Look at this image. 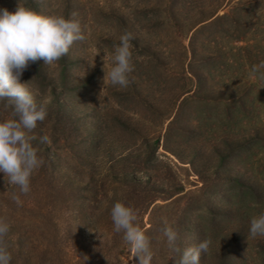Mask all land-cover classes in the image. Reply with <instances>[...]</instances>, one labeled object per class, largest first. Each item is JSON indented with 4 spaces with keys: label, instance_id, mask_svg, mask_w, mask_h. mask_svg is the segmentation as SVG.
Segmentation results:
<instances>
[{
    "label": "rangeland",
    "instance_id": "rangeland-1",
    "mask_svg": "<svg viewBox=\"0 0 264 264\" xmlns=\"http://www.w3.org/2000/svg\"><path fill=\"white\" fill-rule=\"evenodd\" d=\"M243 1L249 0H226L216 16L229 17L195 36L216 17L197 24L218 0H0L10 12L20 4L79 22L85 39L51 65L30 63L20 82L45 103L47 114L63 103L67 119L58 131L72 125L84 135H105L103 149H129L140 158L158 141V158L182 169H174L176 179L160 190L183 183L202 207L185 247L207 240L200 256L205 264H264V236L249 233L251 219L264 214V68L252 71L264 62V0L239 14L234 8ZM125 33L134 37L133 71L122 88L105 80V72ZM183 99V113L174 120ZM0 113L15 116L6 98ZM110 155L98 158L102 170ZM50 186L36 171L23 195L0 173V219L9 224L0 247L10 253V264H34V247L45 249L52 241L97 240V234L82 232L76 205H51ZM175 210L161 209L156 221L173 219ZM125 260L132 263L133 254Z\"/></svg>",
    "mask_w": 264,
    "mask_h": 264
},
{
    "label": "trees",
    "instance_id": "trees-1",
    "mask_svg": "<svg viewBox=\"0 0 264 264\" xmlns=\"http://www.w3.org/2000/svg\"><path fill=\"white\" fill-rule=\"evenodd\" d=\"M225 1L218 0L215 9L197 24L215 17ZM259 3L260 0L243 1L234 9L239 14H249L260 5ZM228 17L226 13L216 16L213 21L198 28L195 36ZM181 96L182 94L178 99ZM185 100L180 104L174 120L182 115V104ZM64 109L63 103H60L55 112L47 114L45 120L38 122L37 127L28 133L29 136L35 137L31 143L38 149V155L44 161L33 173L37 171L38 176L45 174L48 177L51 184V205L54 208L61 204L59 200H65L70 208L76 205L83 216L82 232H93L99 238L97 237L96 241H88L85 237H81L80 241H52L45 249L43 246H35L34 264H139L136 253L124 240L123 232L114 231L110 213L116 202L131 207L135 212V224L144 231L149 240V250L152 254L150 264H178L180 255L186 249V240L193 236V216L202 209L194 202L193 192H186L183 183H178L168 190H160L168 179H176L174 169L179 172L182 169L158 158V141L153 145L148 157L140 158L141 156L129 149H103L102 141L105 135L102 127L100 131L104 138L98 137L96 133L84 135L82 130L75 129L72 125L67 132L58 131L55 129L56 125L67 119ZM8 114L10 113H0V122L10 120L13 115ZM14 118L16 116L11 119ZM98 124H102L101 121ZM45 135L49 137V143H41L40 138ZM165 150L169 152L170 149L166 147ZM102 154H111L103 170L98 162ZM179 160L183 162L182 159ZM154 172H157V175L151 176ZM169 208L176 209L173 219L157 222L158 211ZM149 212L150 224L147 227L144 220ZM165 226L177 231V246L180 252H174L169 248L167 241H163L166 239L163 235ZM129 254H133L132 263L125 260ZM200 264H205L204 259L200 258Z\"/></svg>",
    "mask_w": 264,
    "mask_h": 264
},
{
    "label": "clouds",
    "instance_id": "clouds-1",
    "mask_svg": "<svg viewBox=\"0 0 264 264\" xmlns=\"http://www.w3.org/2000/svg\"><path fill=\"white\" fill-rule=\"evenodd\" d=\"M75 16V13L72 14ZM131 33L120 37L111 56L112 67L105 72V80L112 85L127 87L128 74L133 71L132 53L130 51ZM85 36L80 24L72 18L63 16H45L19 4L14 12L0 8V99H7L13 106L16 118L0 122V173L11 186L18 188L19 193L30 192V177L44 161L38 155V149L29 136L47 116L44 103L38 104L33 93L21 83L23 72L30 63L43 59L47 65L58 61L66 55L75 41H82ZM105 59V57H104ZM264 68V62L254 65L253 73ZM41 143H49L48 136L40 138ZM17 206H22L19 195H13ZM111 219L114 231L123 232L124 240L130 244L139 259V264H150L152 254L149 240L144 231L135 224L137 219L131 207L116 202L111 208ZM9 231V224L0 219V238ZM250 236H264V214L253 217L250 222ZM163 235L174 252H180L177 246L178 233L165 226ZM208 241L183 250L178 264H200L202 252L208 249ZM11 255L6 248L0 247V264H10Z\"/></svg>",
    "mask_w": 264,
    "mask_h": 264
}]
</instances>
